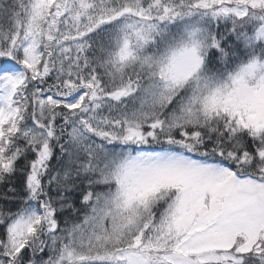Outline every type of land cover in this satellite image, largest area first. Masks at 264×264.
Instances as JSON below:
<instances>
[{
  "label": "snow or ice",
  "instance_id": "6c2138e0",
  "mask_svg": "<svg viewBox=\"0 0 264 264\" xmlns=\"http://www.w3.org/2000/svg\"><path fill=\"white\" fill-rule=\"evenodd\" d=\"M0 264H264V0H0Z\"/></svg>",
  "mask_w": 264,
  "mask_h": 264
}]
</instances>
